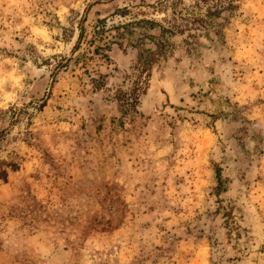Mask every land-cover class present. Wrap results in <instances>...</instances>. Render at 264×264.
Returning <instances> with one entry per match:
<instances>
[{
  "label": "rangeland",
  "instance_id": "374dc122",
  "mask_svg": "<svg viewBox=\"0 0 264 264\" xmlns=\"http://www.w3.org/2000/svg\"><path fill=\"white\" fill-rule=\"evenodd\" d=\"M4 173L0 264H264V0H0Z\"/></svg>",
  "mask_w": 264,
  "mask_h": 264
},
{
  "label": "trees",
  "instance_id": "16d2710c",
  "mask_svg": "<svg viewBox=\"0 0 264 264\" xmlns=\"http://www.w3.org/2000/svg\"><path fill=\"white\" fill-rule=\"evenodd\" d=\"M163 33H165V30H163ZM146 52V54L143 53L140 55L137 62L136 70L138 71V76L134 81L131 91L129 93H124L119 99V101H122V103H124L130 110L136 108L140 97L145 94L152 66L161 56L160 49L157 51L147 50ZM6 175V173L0 175V180H5L7 178ZM221 187L222 180L219 176V188Z\"/></svg>",
  "mask_w": 264,
  "mask_h": 264
}]
</instances>
